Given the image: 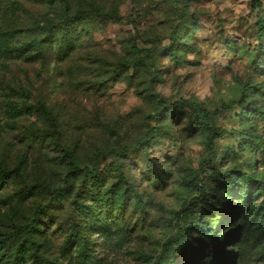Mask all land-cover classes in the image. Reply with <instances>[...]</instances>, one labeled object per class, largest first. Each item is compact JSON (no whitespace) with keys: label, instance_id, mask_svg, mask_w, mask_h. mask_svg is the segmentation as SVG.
<instances>
[{"label":"rangeland","instance_id":"obj_1","mask_svg":"<svg viewBox=\"0 0 264 264\" xmlns=\"http://www.w3.org/2000/svg\"><path fill=\"white\" fill-rule=\"evenodd\" d=\"M262 62L264 0H0V264H264Z\"/></svg>","mask_w":264,"mask_h":264},{"label":"trees","instance_id":"obj_2","mask_svg":"<svg viewBox=\"0 0 264 264\" xmlns=\"http://www.w3.org/2000/svg\"><path fill=\"white\" fill-rule=\"evenodd\" d=\"M45 29L51 30L52 27H44ZM49 39V38H48ZM52 42V41H51ZM261 47H254L255 51L260 50ZM133 50V54L136 55H142V51L138 50L135 46L132 48ZM177 50V43H176V39L173 38V43L171 45V47L169 48V51L171 52V56L175 55V52ZM175 59L177 60L178 58L175 57ZM143 65L142 61L136 62L134 64V68L135 70H137L139 67H141ZM259 66H264V62H262L261 64H259ZM159 98V97H158ZM166 104V102L164 101H160V106ZM198 109V111L203 114L204 118L207 120V125H208V129L212 132L213 131V118L212 115L210 113H208V111L202 107H196ZM43 111L46 112L45 109H42ZM156 131H154L155 133ZM146 142V140H145ZM143 142L140 141L133 149H140L142 146ZM208 145L210 147H212V139L209 140ZM128 151V148L123 149V153H126ZM104 155L103 154H99L97 156V161L100 160ZM3 174L5 177H10L11 175H18V171L14 170V171H10L7 169L3 170ZM72 174V173H71ZM70 179V176L68 177ZM230 180V179H229ZM257 183L256 179L252 180L250 178H244V187L247 189V191L249 190L251 192V188H253V186H255ZM259 188H257V193L259 195L264 196V181H259ZM59 191L61 190H57L56 193H60ZM238 191V190H237ZM236 192H233L232 194H237ZM247 195V194H246ZM243 201V202H242ZM238 204V203H237ZM241 211H247L248 208V200L247 197H242L241 199ZM236 207L237 205H235L234 207L230 208L231 211L230 212H235L236 211ZM185 210V206L182 207V211ZM235 215V213H234ZM234 217L231 219L230 222L233 223ZM34 225L37 223V221H34ZM226 223V221H225ZM206 229H207V234L209 236L210 239V246L208 245V247H206L205 244H203L202 242H197L198 245L203 244V248H210V251L212 252V254L214 255V260L212 263H217V262H221V256L224 255L223 253V249H224V245L227 244L229 238L227 234H224L222 232L223 227L220 224H216V223H208L206 225ZM181 255H179L178 253H176V251L172 248L171 246V241L167 242L166 244L163 245V250L162 253L159 255V257L156 259V261L154 262V264H186L187 259H181L180 257ZM203 257V256H202ZM191 264V263H189Z\"/></svg>","mask_w":264,"mask_h":264}]
</instances>
